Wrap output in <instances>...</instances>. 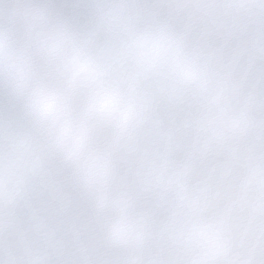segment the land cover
<instances>
[{
	"label": "snow or ice",
	"instance_id": "1",
	"mask_svg": "<svg viewBox=\"0 0 264 264\" xmlns=\"http://www.w3.org/2000/svg\"><path fill=\"white\" fill-rule=\"evenodd\" d=\"M0 264H264V0H0Z\"/></svg>",
	"mask_w": 264,
	"mask_h": 264
}]
</instances>
